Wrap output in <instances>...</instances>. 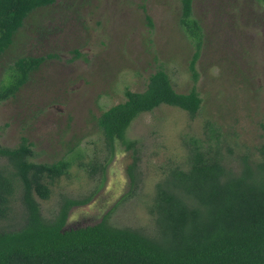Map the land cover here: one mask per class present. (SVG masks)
<instances>
[{"label": "rangeland", "instance_id": "obj_1", "mask_svg": "<svg viewBox=\"0 0 264 264\" xmlns=\"http://www.w3.org/2000/svg\"><path fill=\"white\" fill-rule=\"evenodd\" d=\"M181 12L180 0H56L33 11L0 54V80L19 57L51 55L15 97L0 103L1 145L16 147L25 136L34 143L35 161H71L69 173L52 184L51 197H37L45 220L55 218L63 198L89 197L72 207L66 229L94 225L109 215L115 226L155 237L151 206L157 184L172 167H187L194 139L213 155L219 150L236 173L244 155L264 158L260 0H194V15L204 29L196 84L201 109L192 117L164 104L132 122L127 138L138 148L136 186L129 172L133 150L117 141L110 156L98 119L126 100L127 89L145 90L159 69L169 73L178 92L194 86L189 66L195 45L180 25ZM7 164L1 157L0 165ZM95 164H106L105 170L93 172ZM25 222L18 192L0 229L18 230Z\"/></svg>", "mask_w": 264, "mask_h": 264}, {"label": "trees", "instance_id": "obj_2", "mask_svg": "<svg viewBox=\"0 0 264 264\" xmlns=\"http://www.w3.org/2000/svg\"><path fill=\"white\" fill-rule=\"evenodd\" d=\"M55 1L0 0V54L14 43L33 11ZM180 1V25L195 45L189 66L192 89L178 92L169 73L159 69L150 75L145 90L127 89L126 100L103 111L98 119L110 156L117 141L133 150L134 161L129 166L133 187L137 184L138 148L136 141L127 138L132 122L164 104L179 107L192 117L202 107L196 84L204 29L194 15V0ZM144 11L153 26L151 15ZM50 57H19L7 78L0 80V103L15 97ZM192 144L187 167H172L157 184L151 206L158 225L155 237L115 226L109 215L94 225L66 229L72 207L85 204L89 197L63 198L55 218L45 220L37 197H51L52 184L69 173L71 161H35L34 143L25 136L16 147L0 144V158L8 162L0 165V218L10 215L18 192L26 210L21 228L0 229V264H264V158L253 161L244 155L236 173L226 166L219 150L213 155L199 140ZM105 167L95 164L91 170L104 171Z\"/></svg>", "mask_w": 264, "mask_h": 264}]
</instances>
